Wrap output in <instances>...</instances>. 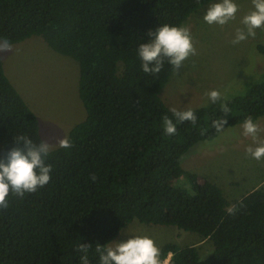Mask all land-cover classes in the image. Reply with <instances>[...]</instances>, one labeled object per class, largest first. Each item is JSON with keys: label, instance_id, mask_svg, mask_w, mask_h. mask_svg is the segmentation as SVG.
Instances as JSON below:
<instances>
[{"label": "trees", "instance_id": "16d2710c", "mask_svg": "<svg viewBox=\"0 0 264 264\" xmlns=\"http://www.w3.org/2000/svg\"><path fill=\"white\" fill-rule=\"evenodd\" d=\"M215 0H0V41L18 44L41 37L80 66L79 96L86 118L73 126L70 149L54 148L46 159L50 182L12 194L0 209V264H80V243H112L131 223L176 227L210 239L214 251L201 259L189 246L161 249L168 264H264V187L230 203L221 187L185 170L183 157L251 116L264 117V72L241 96L191 108L197 116L177 123L161 94L175 73L142 70L139 46L164 24L182 26ZM264 56V47H258ZM185 109H178L184 111ZM176 123L165 134L162 117ZM43 141L37 115L6 75L0 54V155L18 136ZM95 175L97 180L92 181ZM235 211L229 214L228 209Z\"/></svg>", "mask_w": 264, "mask_h": 264}, {"label": "rangeland", "instance_id": "374dc122", "mask_svg": "<svg viewBox=\"0 0 264 264\" xmlns=\"http://www.w3.org/2000/svg\"><path fill=\"white\" fill-rule=\"evenodd\" d=\"M217 2L219 0L204 6L182 25L190 27L198 55L189 57L163 90L161 97L171 109L211 103L206 93L212 90L219 91L223 101L241 96L262 80L264 56L258 47H264V30L257 29L255 38L232 44L237 29L244 28L243 17L253 10L252 0H234L239 11L236 18L224 26L209 25L203 20L207 8ZM0 54L6 75L39 119L43 141L49 144L50 150L58 148V140L67 139L73 126L86 118L79 96L78 62L55 52L41 37L18 44L0 41ZM257 123L261 128L258 139L264 141V117ZM249 146L256 144L251 137L243 136L242 125L227 128L217 139L190 150L183 157L182 166L202 180L217 184L226 199L234 203L264 187V159L257 161L249 156L246 151ZM145 235L152 238L160 250L167 244L175 249L196 246L201 259L214 251L212 241L198 234L138 221L124 228L113 242Z\"/></svg>", "mask_w": 264, "mask_h": 264}, {"label": "clouds", "instance_id": "9594fccd", "mask_svg": "<svg viewBox=\"0 0 264 264\" xmlns=\"http://www.w3.org/2000/svg\"><path fill=\"white\" fill-rule=\"evenodd\" d=\"M253 10L243 17L244 28L237 29L232 44L236 45L249 37L255 38L256 30H264V0H252ZM239 6L234 0H219L211 4L203 20L209 24L224 26L236 18ZM150 40L142 43L138 49L139 58L142 61V70L147 74H159L167 61L176 73L183 67L184 62L191 56L198 55L193 43L191 29L189 26H173L164 24L154 32H149ZM7 43V41H5ZM206 95L211 103L223 101L219 91L212 90ZM220 110L227 116L230 109L223 101ZM177 123L190 121L193 126L197 123V116L191 108L179 111L176 108L170 109ZM165 134L175 135L177 133L176 123L167 115L162 117ZM227 119L219 118L212 122V128L217 133L224 132ZM243 136L251 137L256 144L249 146L246 151L253 159L261 161L264 159V141L258 139L261 128L259 123L249 116L243 123ZM58 145L63 149L72 147L71 141L61 138ZM50 154L49 144L45 141L34 143L27 136L16 137L15 146L0 155V209L9 207L8 197L10 194L16 197H23L26 193H35L38 188L47 185L51 176L52 166L46 164ZM92 181L97 177L93 175ZM235 211L234 206L228 209L229 214ZM90 244L80 243L76 251L82 253L79 257L80 264H90ZM99 254V264H167L161 259V250L155 241L149 236H134L120 242L109 243L106 246L95 247ZM170 259V258H169Z\"/></svg>", "mask_w": 264, "mask_h": 264}]
</instances>
